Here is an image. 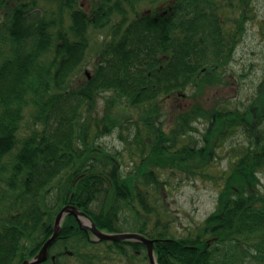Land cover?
Returning <instances> with one entry per match:
<instances>
[{"label":"trees","instance_id":"1","mask_svg":"<svg viewBox=\"0 0 264 264\" xmlns=\"http://www.w3.org/2000/svg\"><path fill=\"white\" fill-rule=\"evenodd\" d=\"M47 1L57 8L0 0V264L32 258L65 205L113 232L127 229L128 214H136L135 230L154 239L158 264H264V185L257 176L264 166V75L245 102L226 108L224 93L217 101L252 0H173L172 24L167 15L153 20L154 14L139 13L146 0H91L89 9L81 0ZM156 1L161 6L169 0ZM209 10L206 25L200 21L202 37H194ZM131 11L137 15L129 20ZM230 11L239 12L236 22ZM92 31L104 37L88 53ZM87 55L92 70L82 75ZM103 93L110 97L98 115L96 97ZM207 98H215V105H204ZM181 99L185 104L176 102ZM116 106L123 113L135 107L136 126L126 125L130 115L113 116ZM165 116L168 129L161 122ZM197 121L206 124L204 131ZM118 126L125 150L140 156L138 170L129 175L119 169L120 151L95 143ZM141 126L147 141L140 140ZM190 131L198 136L183 142ZM233 131L242 140L231 148H240L230 151L228 171L217 175L209 169ZM157 168L186 178H224L216 208L194 235H172L170 216L148 206V185L159 193L164 188ZM137 202L158 216L151 229ZM82 233L67 215L49 251L65 245L80 264L98 261ZM110 244L121 254L125 245H142Z\"/></svg>","mask_w":264,"mask_h":264},{"label":"rangeland","instance_id":"2","mask_svg":"<svg viewBox=\"0 0 264 264\" xmlns=\"http://www.w3.org/2000/svg\"><path fill=\"white\" fill-rule=\"evenodd\" d=\"M36 1L39 8L43 9L42 7L44 6L45 11H51L50 8H57L56 4L54 5L47 0ZM81 2L86 9L90 8L91 0H81ZM156 2L159 1L146 0L142 7L143 9H147L148 7H152L151 5H155ZM230 3L232 5V2ZM235 3L236 2H233V4ZM238 14L239 12H237V14L233 17L231 15L235 22L237 20ZM248 16L249 17L247 21L244 23V32L236 47L234 58L230 63V69L226 71V73L230 76V79H228L227 85L221 88V92L219 93L220 98L217 100L223 102V97H225L226 104H224V107L226 108H234L236 105H239L241 101L245 102L249 96H252L255 92L257 83L264 75V0H252L251 12ZM103 37V33L99 34L96 31H92V33L90 32L91 49L88 51V53L94 52L95 49L93 46L96 43L97 38L102 40ZM88 56L89 55H87V58L84 61V67H82V75L85 73V71L92 70V58L90 59ZM223 93L225 96L222 97ZM101 96L96 97V112L98 115L104 113L103 109L105 106V99L107 100L110 97V93H103ZM185 101L187 100L185 99ZM185 101L181 99L177 100L176 102L185 104ZM214 101L215 98H207L203 103L206 106H212L215 105L216 101ZM122 113V110L117 106L111 109V114L116 118H122V116L126 117L130 115V118L128 119L129 122H126V125L128 127L135 125L134 122L137 121L139 117V112H137L135 107H128L127 111L123 113V115ZM167 118L168 116L161 118V122L166 129H168L167 125L169 122ZM197 126L203 131L206 124L202 122ZM142 127L143 126H141L142 131L140 133V140L147 141L150 139V135H147V131H144V128L142 129ZM121 130L122 128L118 126L111 132L96 138L97 140H95V143L101 144L110 151H120L122 154L119 155V169L122 174L129 175L130 173H134L138 170L140 156L138 153L131 156L128 151L125 150L127 146L124 142V139L119 135ZM135 134H137V127L135 130L131 129L129 131V136L133 137ZM123 135H127V132H123ZM189 135L195 137L198 136L197 132L190 131V134L188 133L183 136L185 138H183L182 141L186 142V139L189 138ZM241 140L242 136L240 133L236 134L233 131L228 134L226 139L222 140L220 145L221 148L219 147V157L215 160L216 163L209 170L214 173L218 172L217 175H222L223 173L227 172L231 162V160L228 158V155L232 156L230 151L240 148V145L236 147L234 146V149H232L231 146L241 143L239 142ZM156 173H158L160 178L164 180V188L161 189V193H159V190L154 188L153 185H148V206L155 209L158 214H161V217L165 216L164 218H167L170 216L169 219L171 221L168 223V225L172 235H175L176 237L194 235L205 218L216 208L218 193L224 178L215 180V182L212 180L203 179L198 176L186 178V174L181 171L162 168H157ZM257 176L259 178L261 187H263L264 166L258 171ZM136 209L138 210V214L140 216L142 215V217L144 216L146 218L148 229H151L154 226L155 221L158 219L156 213H148L144 211L138 202L136 203ZM128 216L130 225L127 224L128 226L126 227L128 232L124 233L134 232L138 224L135 222L136 214L134 215L129 213ZM123 240L125 239L118 241ZM140 243L143 247H145V244L142 242ZM103 245L104 244H99L96 246L89 245L87 250L91 252L90 254L92 256H95L94 254L103 251ZM116 252H118L116 248H113L111 252L113 255L111 258L104 260L105 264H130L128 261L132 262L133 264H150L147 256H145L147 254L145 248L142 250L141 255L132 254L133 252L131 249L127 251L128 256ZM60 261L62 264H80L79 261L71 257L66 258L61 256ZM92 264H98V262L94 261ZM101 264H103V261Z\"/></svg>","mask_w":264,"mask_h":264},{"label":"flooded vegetation","instance_id":"3","mask_svg":"<svg viewBox=\"0 0 264 264\" xmlns=\"http://www.w3.org/2000/svg\"><path fill=\"white\" fill-rule=\"evenodd\" d=\"M19 1V0H17ZM175 1L173 0H169V1H165V3H162L163 5L160 6V3H156L154 7H148L147 9H143V7L140 6L139 8V13H141L142 11H144L145 13L151 15V14H154V16L152 17L153 20H156L157 19V16H163V15H167L168 19H170V23L172 24V18L174 17V13L175 11L173 10L172 6L174 4ZM168 5L169 8L168 9H164L163 6L164 5ZM172 5V6H170ZM159 9H161L159 11ZM211 11H203L202 14H204V17L201 18L199 20V23H198V27L194 29L193 33H194V37L195 36H198V37H202V34H203V30L206 29V27H204L200 21H203L204 24L206 25V14L207 13H210ZM230 13H233L232 14V17L234 15L237 14V12H234V11H230ZM117 15V17L119 18V13L118 12H115L114 15ZM137 13L131 11V12H128V18L129 20L131 18H133L134 16H136ZM201 15V14H200ZM115 17V16H114ZM115 17V18H117ZM117 21V20H116ZM225 27L227 29L228 27V24H225ZM236 27V26H235ZM234 26H231V28L235 29ZM236 31V30H235ZM173 32V31H172ZM191 34V33H190ZM235 38H237V33H234L233 35ZM231 46L228 47V49L230 48ZM77 219L80 221L81 223V229L83 231L82 235L81 236H85V239L91 243V245L93 246H96V245H99V244H104L102 247H104L103 251L99 252V253H96L94 254L95 256H99V260L97 261L98 264H101L102 261H103V264H105L104 260L106 259V254L108 255H112L111 252H112V249L115 248L113 246V244H108V243H105L104 241L100 240L90 229V226L92 225L91 221L88 219L87 215H78L77 216ZM76 220V218H75ZM78 220H76L78 222ZM97 227V226H96ZM97 229L99 231H104V232H113V231H110L108 229H103V228H99L97 227ZM141 244V243H140ZM101 246V245H100ZM63 247H65V245H63ZM126 249L124 250V255L125 256H128L127 254V251L129 249H131V251L133 252L132 254H135V255H141L142 254V250H143V246L142 245H138V246H135L134 248H132L130 245H125ZM126 251V252H125ZM68 255H71L70 253L67 252ZM131 254V255H132ZM55 256V254H50V257L51 256ZM133 256V255H132ZM134 258V257H133ZM52 261V260H51ZM55 261H56V257H55ZM53 263V262H52ZM128 263L130 264H133L132 262H129Z\"/></svg>","mask_w":264,"mask_h":264},{"label":"water","instance_id":"4","mask_svg":"<svg viewBox=\"0 0 264 264\" xmlns=\"http://www.w3.org/2000/svg\"><path fill=\"white\" fill-rule=\"evenodd\" d=\"M83 212L79 211L75 206H64L56 215L54 220V230L52 235L44 242V244L39 249L38 253L29 260H24L21 264H39L46 260L48 247L51 243L56 239L60 232L61 223L67 214H72L77 217L78 214H82ZM91 231L95 233L100 239L107 240H122V239H131L140 241L145 244L147 250V256L150 264H157L156 258L154 256V239L148 238L144 235L138 233H104L100 232L93 225L90 227Z\"/></svg>","mask_w":264,"mask_h":264}]
</instances>
